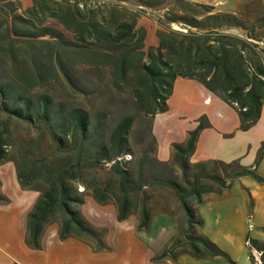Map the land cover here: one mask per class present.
<instances>
[{
    "label": "trees",
    "instance_id": "16d2710c",
    "mask_svg": "<svg viewBox=\"0 0 264 264\" xmlns=\"http://www.w3.org/2000/svg\"><path fill=\"white\" fill-rule=\"evenodd\" d=\"M88 1L31 0L22 16L0 5V165L12 162L21 188L39 194L27 215L26 244L41 249L46 227L58 224L61 240L76 238L96 251L108 250V229L95 227L80 210L90 196L100 205L113 204L119 222L137 216L143 230L155 214L178 217V235L156 260L175 252L225 255L202 233L199 209L211 196L223 197L236 178L251 176L264 185L258 172L264 141L253 166L238 160L191 163L200 132L210 127L201 116L186 141L172 145V158L160 161L152 120L168 110L173 83L182 77L231 105L240 130L253 127L264 105V11L217 12L208 4L168 0L180 11L157 20V44L145 50L140 9L115 0L92 7ZM173 23L187 31L172 30ZM102 69L114 82L131 86L150 119L139 152L132 141L134 114L113 121L105 109L57 97L49 88L62 76L86 98L87 86L74 73ZM8 202L0 193V204ZM249 246L262 253L264 264V242L250 239Z\"/></svg>",
    "mask_w": 264,
    "mask_h": 264
},
{
    "label": "crops",
    "instance_id": "0c3cea01",
    "mask_svg": "<svg viewBox=\"0 0 264 264\" xmlns=\"http://www.w3.org/2000/svg\"><path fill=\"white\" fill-rule=\"evenodd\" d=\"M167 103L168 110L152 120V132L157 140L156 157L160 161L170 160L172 145L184 143L189 131L198 125V119L206 116L210 127L200 132L191 163L238 160L243 166H253L264 141V105L258 122L243 131L239 129L237 111L195 79L177 78ZM263 165L264 158L259 168ZM0 193L9 199L8 203L0 204V264H235L230 250L236 245V240L230 235L227 236V246H221L225 255L195 258L188 253L175 252L156 260L179 229L175 225L176 233L167 244L151 238L146 240L141 234L151 233L154 219H169L171 225L175 220L165 218L167 214H156L148 230L139 229L137 216L132 215L119 222L113 204L100 205L90 196L86 197L81 211L95 227L108 229L105 237L108 250L96 251L90 244L76 238L61 240L58 224L46 227L41 249H32L26 244L27 215L38 198V192L23 190L15 166L8 162L0 165ZM250 196L254 200L256 195ZM225 197L211 196L200 208L212 207L208 209L213 214L217 211L214 217L220 223L222 216L216 203L225 201ZM203 220L202 229L206 232L208 223Z\"/></svg>",
    "mask_w": 264,
    "mask_h": 264
},
{
    "label": "rangeland",
    "instance_id": "374dc122",
    "mask_svg": "<svg viewBox=\"0 0 264 264\" xmlns=\"http://www.w3.org/2000/svg\"><path fill=\"white\" fill-rule=\"evenodd\" d=\"M97 1L101 2L102 0H89L88 5L95 7L97 6ZM115 1L142 11V15L139 18V27H143L147 31L145 50L157 44L156 31L162 28L159 26L157 20L169 13L170 10L180 11L179 7L174 9L172 4L167 3L168 0ZM185 1L211 5L217 12L239 14L244 9L264 11V0ZM30 3L31 0H0L1 6L11 9V11L17 10L16 14L20 16H22L23 8L29 6ZM168 27L174 31H187L185 27L176 23L169 24ZM18 28L19 30H24L20 23H18ZM74 68L77 70L76 68L79 67ZM74 74L81 86H87L88 94H86V98L81 97L75 87L65 82L62 76L59 81H51L49 86L51 92L57 97L80 102L91 109H105L110 113L113 121H116L124 114H134L136 116V123L132 133V141L134 149L137 152L141 151L146 140L150 119L145 117L143 112L138 108L133 97L131 86L121 82H114L111 73L107 69L90 73L87 72L80 76H77L76 73ZM258 172L264 176V165L258 169ZM250 194L256 195L254 200ZM224 197L225 201L216 203L219 204L217 205L219 207L217 210L221 212L222 216L220 223H217L214 217L217 213L216 210L213 214L208 209L210 207H204L202 210L201 208L199 209V214L208 223L206 232H204V228L202 232L222 250L223 248L221 246H227V236H232L236 240V245L232 246L231 248L233 249L230 251L235 264H260L258 262L254 263L251 260V254L256 261H258L259 256L256 253L258 251L251 249L249 244L250 239H258L264 242V185L257 183L251 176L236 178L233 181L231 189ZM166 216L165 218L175 220V223L173 221L174 225H171L169 219H154L151 225V233L149 235L148 233L141 234L143 236L142 238L145 237L144 239L146 240L151 238L157 240L158 243L164 242L167 244L170 237L176 233V226L179 231L180 228L178 217L168 214ZM229 222H232V224H229Z\"/></svg>",
    "mask_w": 264,
    "mask_h": 264
},
{
    "label": "built area",
    "instance_id": "2783aa9c",
    "mask_svg": "<svg viewBox=\"0 0 264 264\" xmlns=\"http://www.w3.org/2000/svg\"><path fill=\"white\" fill-rule=\"evenodd\" d=\"M255 252H256V251H255ZM256 253L258 254L257 256H259V259H258V261H256V259H255V263L258 262V263L261 264V260H260L261 252H256Z\"/></svg>",
    "mask_w": 264,
    "mask_h": 264
}]
</instances>
